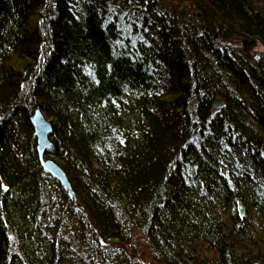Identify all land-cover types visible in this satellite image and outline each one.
Masks as SVG:
<instances>
[{
  "label": "trees",
  "instance_id": "trees-1",
  "mask_svg": "<svg viewBox=\"0 0 264 264\" xmlns=\"http://www.w3.org/2000/svg\"><path fill=\"white\" fill-rule=\"evenodd\" d=\"M0 264H264V0H0Z\"/></svg>",
  "mask_w": 264,
  "mask_h": 264
},
{
  "label": "water",
  "instance_id": "water-1",
  "mask_svg": "<svg viewBox=\"0 0 264 264\" xmlns=\"http://www.w3.org/2000/svg\"><path fill=\"white\" fill-rule=\"evenodd\" d=\"M253 44L254 41H252V45ZM220 105L221 99L217 97L214 101V107L218 108ZM30 123L32 126L33 135L36 139V152L42 169L56 178L66 191L67 195L73 201H75L76 198L72 190L71 183L64 170L55 160L46 156L48 155L47 151L50 145L49 134L51 132V122L44 116L37 105L30 116ZM237 213L239 216H243L245 213V208L241 201L237 202ZM7 226L9 234L12 235V228L10 224L7 223Z\"/></svg>",
  "mask_w": 264,
  "mask_h": 264
},
{
  "label": "rangeland",
  "instance_id": "rangeland-1",
  "mask_svg": "<svg viewBox=\"0 0 264 264\" xmlns=\"http://www.w3.org/2000/svg\"><path fill=\"white\" fill-rule=\"evenodd\" d=\"M170 2H172L173 0H168ZM250 46H254L255 50L258 52V53H261V51L263 50V47L262 45H260V43H254L252 45V42L250 43ZM57 207V210H59L61 207L59 206V204L56 206ZM233 211V208H230L229 210H226L225 211V214H228L229 212ZM236 213H237V209H236ZM70 244L71 246L74 247V249L76 250V255H78L79 257H75L76 259L78 258H82V259H85L87 262H90L91 261V257L93 255H91V251H89V249L86 247V249H78L79 246L75 243V240H71L70 239ZM93 261V260H92Z\"/></svg>",
  "mask_w": 264,
  "mask_h": 264
}]
</instances>
